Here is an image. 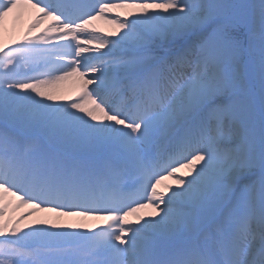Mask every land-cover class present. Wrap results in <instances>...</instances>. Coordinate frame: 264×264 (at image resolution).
<instances>
[{
	"label": "snow or ice",
	"instance_id": "6c2138e0",
	"mask_svg": "<svg viewBox=\"0 0 264 264\" xmlns=\"http://www.w3.org/2000/svg\"><path fill=\"white\" fill-rule=\"evenodd\" d=\"M113 6L0 0V264H264V0Z\"/></svg>",
	"mask_w": 264,
	"mask_h": 264
},
{
	"label": "bare ground",
	"instance_id": "6f19581e",
	"mask_svg": "<svg viewBox=\"0 0 264 264\" xmlns=\"http://www.w3.org/2000/svg\"><path fill=\"white\" fill-rule=\"evenodd\" d=\"M110 12L116 19L125 20V19H131L130 13H134L139 15V10L135 8H131L129 6H123V7H113L109 9V11L106 13V17L104 18H98L91 22V24L88 26L87 31L89 32H95L98 31V34L101 35H108L111 32L115 31V25L112 23H109L108 21L112 19L110 16ZM37 15L36 11L30 7L22 8L16 17H10L5 22V28L3 33L4 42L6 44L5 51H7L8 47H14L12 44V39H19V37L23 34L24 30L27 28L28 24L34 19V17ZM53 21L50 19L44 20L43 24L41 25V28L47 27L49 24H52ZM2 52H0L1 54ZM3 54L0 55V58H2ZM65 88V94L69 96H74V90L73 85L71 83H68L64 86ZM164 183L171 184L173 183L172 180H166ZM161 189H163V184L160 186ZM21 212L27 211V209H21L19 210ZM150 210H143V215L147 216V213ZM17 213H12V216L14 217ZM132 219V218H130ZM103 226V225H102ZM3 239V237H2Z\"/></svg>",
	"mask_w": 264,
	"mask_h": 264
}]
</instances>
